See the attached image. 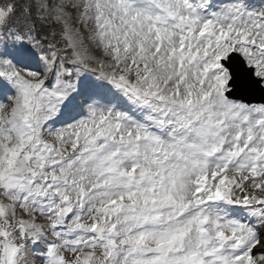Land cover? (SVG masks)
<instances>
[{
  "label": "snow or ice",
  "instance_id": "snow-or-ice-1",
  "mask_svg": "<svg viewBox=\"0 0 264 264\" xmlns=\"http://www.w3.org/2000/svg\"><path fill=\"white\" fill-rule=\"evenodd\" d=\"M0 264H264V0H0Z\"/></svg>",
  "mask_w": 264,
  "mask_h": 264
}]
</instances>
